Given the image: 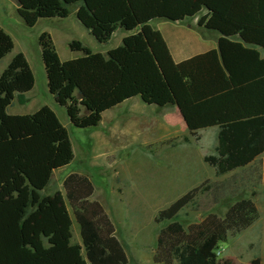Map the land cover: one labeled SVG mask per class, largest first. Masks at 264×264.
<instances>
[{
    "label": "trees",
    "instance_id": "obj_1",
    "mask_svg": "<svg viewBox=\"0 0 264 264\" xmlns=\"http://www.w3.org/2000/svg\"><path fill=\"white\" fill-rule=\"evenodd\" d=\"M140 27L144 41L160 71L162 81L140 93L144 105L178 110L190 136L216 129L215 155L205 163L218 177L248 172L256 188L262 181L264 154V0H234L226 16H201L202 7L180 0H125ZM29 29L38 23L35 13L18 10ZM75 16L99 45H107L116 25L99 24L82 6ZM199 17L198 28L219 35L215 50L175 64L161 35L150 24L180 23ZM46 75L48 94L66 111L70 125L82 122L78 100L97 110L119 85L126 51L119 47L106 58L93 54L80 42L69 45L83 57L60 62L51 37L41 32L37 40ZM12 39L0 29V62L11 53ZM64 75L77 98L64 90ZM34 76L22 54H17L0 75V264H29L66 251L72 239V221L63 196H43L52 175L74 159L69 135L47 107L33 115L7 114L18 96L34 87ZM219 187L210 189L214 203ZM197 189L158 213L157 222H170L193 203ZM90 255L91 246L85 245ZM91 261V260H90ZM177 264H210L197 252L176 253ZM249 264H261L259 258Z\"/></svg>",
    "mask_w": 264,
    "mask_h": 264
},
{
    "label": "rangeland",
    "instance_id": "obj_2",
    "mask_svg": "<svg viewBox=\"0 0 264 264\" xmlns=\"http://www.w3.org/2000/svg\"><path fill=\"white\" fill-rule=\"evenodd\" d=\"M46 26L29 29L16 11L10 15L0 10V28L12 36L14 45L0 62V75L13 57L22 54L35 89L27 104L14 102L7 114L33 115L47 107L61 125L68 124L74 159L51 185L62 183L78 262L177 264V252L188 256L199 252L210 264H249L255 258L264 264V156L263 177L256 188L248 172L218 177L205 163L215 154L214 131L182 135L178 126L164 125L158 111L150 116L132 114L103 126H95L99 119L95 114L81 125L92 128L78 131L46 91L37 44ZM87 112L80 110V116L86 119ZM216 187L225 191L214 203L207 190ZM194 189L193 203L174 220L156 221L159 212ZM47 190L43 196L51 194ZM88 243L91 259L85 251Z\"/></svg>",
    "mask_w": 264,
    "mask_h": 264
},
{
    "label": "crops",
    "instance_id": "obj_3",
    "mask_svg": "<svg viewBox=\"0 0 264 264\" xmlns=\"http://www.w3.org/2000/svg\"><path fill=\"white\" fill-rule=\"evenodd\" d=\"M180 1L199 4L202 7V13L199 17L207 14H216L224 17L229 13L234 2V0ZM76 5L84 7L99 24L117 26L116 32L112 35L107 45H99L90 33L80 25L75 16ZM0 10L7 11L10 15L12 12H17L18 10L35 13L38 18L36 26H39L42 23L47 24L45 30L42 32H46L50 35L61 63L77 60L83 57L81 54L70 52L69 45L73 41L80 42L93 54H100L105 58L107 53L111 50L119 47L125 49L126 54L120 83L100 107L95 111H91L84 101H78L79 110H88L87 113L89 114L86 119H82V122L79 125L73 126L78 129V131H87L89 128H92V125H85L93 115L95 116V114H98L99 116L95 126H103L105 122L111 123L114 119L119 120L120 118L128 117L132 114L143 115L145 113V115L150 116L152 112L158 111L162 114L164 125L166 124L167 126H170L171 129L178 126L182 135H189L182 117L176 108L165 107L158 109L153 106L144 105L140 100L141 91L160 83L162 81V76L144 41L140 27L135 22L125 0H0ZM199 17L185 20L180 23L155 21L150 24V27L161 35L170 57L175 64L202 55L209 50L216 49L219 35L198 28ZM10 37L12 38V36ZM259 52L260 56L264 57V51L259 50ZM64 83L65 92L77 98V91L69 82L66 75H64ZM34 89L35 84L29 93L23 95L26 101L25 104L29 102L28 98L32 96ZM46 91L48 94L47 81ZM14 102L18 104V96H15L13 104ZM81 117L83 118L84 116L82 115ZM82 124L85 125L81 126ZM67 125L68 124L66 123V125L63 126L66 128ZM205 131H214L216 140V129ZM263 156L264 154L261 158ZM64 170L65 169L59 170L52 175L49 184L51 190H46L51 193L48 196H51L55 192L61 193L68 210L61 190L62 183H56L53 185L54 188L51 185L52 181L57 177L56 174H60ZM68 213L70 215L69 210ZM29 264H84V262H78L76 255L73 252L71 241L70 246L66 251Z\"/></svg>",
    "mask_w": 264,
    "mask_h": 264
}]
</instances>
